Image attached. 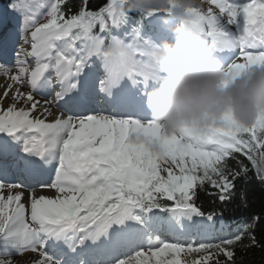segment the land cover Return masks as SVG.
Masks as SVG:
<instances>
[{
	"label": "rangeland",
	"instance_id": "374dc122",
	"mask_svg": "<svg viewBox=\"0 0 264 264\" xmlns=\"http://www.w3.org/2000/svg\"><path fill=\"white\" fill-rule=\"evenodd\" d=\"M178 5L183 6L182 14L188 19L186 24H178L176 30L174 31L173 38L174 40L166 41L168 46L167 50L163 49L164 40L162 42V55L158 58L159 61L154 64L145 65L142 62H136L135 58H132L136 65L127 57V55L121 51V47H118L111 52L110 56H106L104 62H101L99 58H93V54L97 52L98 41L88 40L90 44V49L86 52V48L80 50L79 52L66 51L58 49L57 45L61 40L60 34H63L69 29L68 25H63L58 28L54 25L55 18V8L54 6L50 9V5L47 8H44L39 14H33L24 3H19L17 6V13L15 19L17 26L12 28L8 25V37L10 38L13 34L20 31L25 27L24 36H27L29 33L37 32L35 39H39L41 43L46 45L43 49L46 55L45 63H41V69L46 68V66L51 68V65L56 64L57 72L56 74L63 73L66 69L68 72H71L73 75L77 73L76 69H70V63L83 62L85 66L89 64L92 66V69L95 73H92L93 78L102 76L103 84L113 85L114 81L116 84H120L122 80L125 82V90L129 87L131 91L137 92L140 89L143 92H146V98H151V84L165 79L174 78L175 86L172 88V94H174L173 102L171 107L167 109V114L170 111V114H176L177 117L175 120L180 124L182 129L186 128L189 132L197 130L200 128L201 132L198 134L200 138L205 133L204 138H208L205 142L194 141L193 145H189L188 141L183 142V136L181 133L174 129L176 127H168L162 121H153V122H140L139 120L131 121H121L115 120L119 117L130 118L131 116H120L111 113L104 112H92L91 114L86 115L81 121H67L64 120L69 115L63 114L64 119L61 118L58 113L54 116L55 118L48 126V146L51 150H55L58 147L57 141H51L52 139L64 138L67 142L71 143L72 152L69 156H64L67 146L62 143V153L52 154L51 158L54 155L58 159L63 158L74 162L75 154L81 153L83 158H87L90 151L86 149L90 143L92 144V151L94 155L95 152L108 150L113 147L115 150L112 153V158L114 163L111 160V165L104 167L102 166L103 175H105V180L99 176L96 179H93L91 183L77 187L75 184L64 183V184H55V189H60L59 194L63 197L64 200L61 208L65 211L75 208L74 212L79 213V207H88L87 203L90 202L93 208L90 210L91 213H97L102 209L110 210L114 209L113 212L109 213V218H114V225L108 229L107 239L110 240V232L114 233V238L118 231V222L116 220V214L122 212V218H124V209L127 203V211L125 212L126 216H129L131 212L128 210L131 208L133 202L131 200H125L122 195H118V192H121L120 187L124 193H131V191L136 190L139 187V184H143L140 179H146L148 175H152L157 178L155 181H151L152 187H149L148 190H151L156 187L162 188L164 190H169L166 182H170L173 186L175 183L174 178L178 176L179 184L181 188L185 190L188 186L192 184L191 176L181 173L182 165L181 161H184V157H187L189 152L196 154V148H208L206 145L216 148L217 150H223L225 145H221V139L224 137V133L220 129H223L227 132H234L232 128L237 127V123L240 120V116L245 117L247 111L251 109L257 111L258 113V123L260 125L264 124V117L261 119V115L264 113V97L261 96V88L264 85V63L260 60L246 61L244 67H236L230 69L222 74L212 77H205L202 79L195 78L189 79L183 83L177 81L181 79L182 82L185 78L194 77L197 74L212 75L213 72L220 71L225 69L229 64L235 61L236 58H240L239 62L242 65L245 62V58L249 55L252 58H264V55H258L262 52V42L259 39L261 34L259 30H256L253 33L255 38L249 37L246 32H241V30L235 29L231 30L224 24L220 18L227 16V11L229 12L228 1L218 0H175ZM217 3L220 4L222 8L221 11H217ZM227 10H226V9ZM200 10L199 15H194V12ZM232 12V11H231ZM231 17L234 15L231 13ZM239 15V14H238ZM240 22H237L240 27L245 24V18L241 19ZM186 25V26H184ZM241 29V28H240ZM197 30L200 33L199 46L212 49V43L218 42L219 39L224 34H231L235 36L234 32L241 38H236L237 46L234 48L236 55L233 59L227 63L225 66L210 70V69H201L197 72H187L181 73L180 71L185 70V63H182L180 53L182 48H187L190 46L194 38L193 32ZM251 30V29H250ZM87 44V45H88ZM62 46V45H61ZM215 51V50H214ZM221 51V49L216 48V53ZM19 52V51H18ZM217 55V54H216ZM60 57L55 62V57ZM166 56V57H165ZM43 58V57H42ZM206 58L205 52L200 53L196 59ZM55 62V63H54ZM154 62V60H152ZM192 63L196 64V61ZM43 64H46L45 66ZM80 65V64H78ZM8 66V65H7ZM5 63L0 61V78L4 80L7 79L9 67ZM232 66H238L237 62ZM14 67V66H13ZM130 67L132 70L131 77L125 79L123 77V72L125 68ZM173 67V68H172ZM25 68H28L25 67ZM188 69V68H186ZM51 70V71H52ZM177 70V71H176ZM236 70V71H234ZM240 72L242 77L239 75L238 79L234 78L233 75H236V72ZM135 73L138 75L135 76ZM233 74V75H232ZM51 73L45 74L42 80L35 85V88L45 90L48 85H53V89L49 96L44 97L45 99L52 98L59 87L58 79L51 78ZM30 82H24V87L29 89V86L34 82L33 79L29 80ZM72 81L69 82V85H72ZM244 82V83H243ZM159 83V82H158ZM181 84V86H180ZM67 85V83H65ZM180 86L179 90L178 87ZM145 87V88H143ZM60 88V87H59ZM261 90V91H260ZM260 91V92H259ZM16 92V91H15ZM17 93V92H16ZM144 94V93H143ZM264 95V93L262 94ZM99 96V95H98ZM13 101L10 102L11 105H4L0 103V122L7 120V116L10 117V121L13 124L19 125L18 129H21L24 126V123H27L29 128H27V133L30 132V128L36 132H39L36 127H34L32 122L23 120L22 113L25 111L24 104L25 99L22 95L19 98H12ZM262 102V103H261ZM27 105L28 102L26 101ZM257 105H261L256 109ZM177 106V109L174 107ZM178 106L183 107L179 109ZM259 110V111H258ZM190 112V113H187ZM165 113V114H166ZM186 113V114H184ZM93 119V126L91 123V118ZM171 116H166V119L171 118ZM248 116L242 120L244 121ZM158 117V116H157ZM155 117V118H157ZM112 123L109 126L107 125V120ZM69 119V118H68ZM165 119V121H166ZM58 120L62 122L56 125V128L52 124ZM71 120V119H69ZM115 120V122H114ZM241 121V120H240ZM114 123V124H113ZM66 125L69 127L66 128ZM196 125V126H195ZM130 127V128H129ZM194 127V129H193ZM2 128H6L3 124ZM128 128V130H127ZM216 128V129H215ZM195 132L193 134L195 135ZM225 141L228 139L229 134H225ZM196 138V136H195ZM38 138V140H40ZM33 144L30 137H27L24 141V147L22 149H27L28 144ZM36 151L38 152L39 143L36 144ZM96 159H99V156L95 155ZM208 158V156H207ZM189 159L186 160V164ZM102 162L105 163L104 160ZM75 163H73L74 166ZM106 164V163H105ZM113 168L110 169V166ZM86 170L88 167L85 165ZM84 173L77 174L78 177H81ZM128 175V176H124ZM123 176V180H120L119 184L116 177ZM163 177L165 181H160V178ZM149 181L145 180V184ZM18 185L13 180L6 181L3 185H0V195L2 200L5 201L6 206L4 209L0 210V264H10L14 259L18 258L24 253H34L28 252L30 250L31 240V230L38 228L37 224L34 222V214H29L25 209V206L22 205V199L24 191L26 188H23L21 181L18 180ZM162 183L164 185H160ZM144 184V185H145ZM74 185V186H73ZM88 185V186H86ZM142 185V186H144ZM140 186L141 188H144ZM146 186V185H145ZM86 187V188H85ZM30 190V189H29ZM76 191V193L74 192ZM164 192V191H163ZM166 193V192H165ZM119 201H118V199ZM109 200V202H108ZM113 202V203H111ZM104 203H109V205L104 207ZM38 205L44 206V203L38 202ZM28 209V208H27ZM43 209L57 210L56 205L43 207ZM174 212H181V210L174 209ZM129 223L127 224L128 231L130 236L139 238L138 245L133 249L124 248L123 256L112 258L106 262L99 263H87V264H157V263H169L176 264V261L180 260V253L182 251L166 247L167 242H173L177 239H172V237L167 236L164 230L171 225L168 219H164L158 222H148L145 223L144 234L138 232L141 225L143 226L142 219L139 215H131ZM108 220V221H109ZM175 220V219H174ZM206 222V218H203ZM101 221V217L97 218L94 223ZM153 223V224H152ZM165 225V227H163ZM92 228V227H91ZM131 229H136V232H132ZM174 230V229H173ZM89 230L87 231V233ZM181 238V241L187 240L186 233ZM36 236V235H35ZM143 248L144 250H142ZM141 249V250H139ZM37 252V251H36ZM35 252V253H36ZM112 257V255H111ZM131 261V263H128Z\"/></svg>",
	"mask_w": 264,
	"mask_h": 264
},
{
	"label": "trees",
	"instance_id": "16d2710c",
	"mask_svg": "<svg viewBox=\"0 0 264 264\" xmlns=\"http://www.w3.org/2000/svg\"><path fill=\"white\" fill-rule=\"evenodd\" d=\"M122 3L115 29L126 36L132 35L135 28L141 29L145 12L169 8L165 0ZM110 6L111 0H59L55 13L60 21H73V29H93L102 19L109 31ZM234 148L218 158L182 163L181 173L195 179L185 198L180 194L174 199L151 196L148 201L186 203L197 214L223 222L237 218L249 223L244 233L189 252L188 257L198 260L197 264H264V129L245 126ZM210 229L219 231L220 226Z\"/></svg>",
	"mask_w": 264,
	"mask_h": 264
},
{
	"label": "bare ground",
	"instance_id": "6f19581e",
	"mask_svg": "<svg viewBox=\"0 0 264 264\" xmlns=\"http://www.w3.org/2000/svg\"><path fill=\"white\" fill-rule=\"evenodd\" d=\"M227 27L230 28L229 26ZM18 42H21L23 44L27 43L26 39H22L17 34L11 39V43H12L11 48L13 49ZM220 45L224 47L226 46L227 48H231L232 44L231 43L227 44V40L226 41L221 40ZM21 50H23L24 53L28 55V57L30 58L29 59L30 63L31 61H34L36 59H37L36 61H38L41 57V54L38 53L37 48L34 46H25L21 48ZM232 53L233 52H228V54L224 55V57L225 56L228 57ZM224 60L225 59L223 58V56L219 58H216V57L214 58V61H216L218 64L222 63ZM187 61H190V59H188ZM33 64H35V62ZM210 65L213 66L214 63L213 64L210 63ZM8 66H9V70H8L7 79L4 80L3 78H0V103H3L6 106L7 104L11 105L10 102L13 101L12 99L13 97L18 99L19 96L22 95L25 99V104H24L25 111L21 115L23 120L32 121L34 125L40 126L41 129H46L47 124L45 122L52 121V119L55 118L54 116L52 117L50 115H56L57 109H63L66 112H73V113L76 112V110L73 109V106L64 107L61 104H59L58 98L46 100L38 96L39 92L41 93V91L37 90L35 87L31 86L30 89L28 88L26 89L24 87V82H26L28 78L34 76L36 80L39 81L40 78L44 77V72L42 70H39L38 68H31V70H28L26 68L24 69L23 68L24 65H20V64H17V65L11 64ZM27 66L28 68H30V65L27 64L26 67ZM52 76L57 77V79L59 80V85L62 86L59 88V91L57 93L59 97H66V98L68 96L74 97L75 94L74 93L71 94L72 92L71 90L81 89L80 88L81 85L74 87V89H69V86L62 85V83L65 81H72L73 79H75V77L72 75H69L66 73L57 75L53 73ZM87 76H88V73H85L84 71H82L80 74H78L77 78L79 77V80L83 81V80H86ZM123 86H124V83H122L118 87H116L115 85L108 86L107 91H105L106 97L100 100V104L103 107L104 106L108 107L109 98L111 100L121 98L122 97L121 91H122ZM50 90H51V87H48L47 89H45V92L41 94L44 96H46L47 94L49 95ZM98 90H102V89H96V93L98 92ZM93 95H94L93 93H90V96H93ZM26 101L28 102V105ZM83 101L84 102L87 101L85 97L83 98ZM154 102H155L154 104L156 103L159 104L161 102V99L159 98L157 101H154ZM84 105L85 104L81 105L80 107L82 108L84 107ZM87 108H90V106L88 105ZM107 112L109 113V110H107ZM59 116L61 118L63 117V115H59ZM82 120H80L81 123H82ZM71 121H74V120L71 119ZM13 141L17 142L18 146L20 145L19 143L20 140H13ZM29 156H30L29 152H27V155L25 157H19L18 163L22 165H29L31 169L34 170L33 173L36 174V177L38 179L36 186H39V187L33 188L30 191H24L22 205L25 206V209L27 210L29 214H32L36 210H40L39 214L43 215L45 219L47 218L61 219V218L67 217L68 213H65L64 211H62L63 209L61 208V205L63 204L62 200H64L63 197L59 194L61 190L55 189L54 185H49L52 182V178L55 177L56 174H53L51 177L45 176L44 171L46 169L43 167V165L35 164L34 157L32 158V161H30L28 158ZM57 163L58 162H53V165L55 166ZM58 166L63 167L67 170V167L65 166L63 162L58 163ZM59 173L60 172H57V176H61L59 175ZM57 179L59 180L61 178L58 177ZM56 183L60 184L59 182H56ZM38 202L44 203L43 207L56 205L58 207V211L63 213V216L61 217L48 216L52 213L51 212L52 210L43 209L42 206L38 205ZM5 206H6V203L4 200H2L1 195H0V210L1 209L3 210ZM44 214L46 216H44ZM64 225L65 223L58 225V226L53 225L49 233H47L44 230L39 231L38 238L41 242L38 243L37 247H35V249H37V252L31 253V254L24 253L20 255L18 258L14 259L13 262L10 264H60L58 260L53 259L54 258L53 256H49L47 254V251L49 250L50 245H54L56 254L70 249L72 253L70 255L68 254L69 259H78L82 253H87L86 251L87 248H73V242L76 239V236L71 235V231L69 230L70 227L65 228ZM107 226L109 227L110 225L108 224ZM107 230L108 228L106 226H103L102 229L99 230L100 238L103 240L104 243L102 244L101 242L97 244V246H99L102 250L110 249L114 252L115 247L112 249V248H108L107 246H105V244H108L106 241H104L106 240L104 235L107 234ZM87 256H88V253H87ZM71 262L72 260H69L67 263H71ZM128 263H131V261H128Z\"/></svg>",
	"mask_w": 264,
	"mask_h": 264
}]
</instances>
